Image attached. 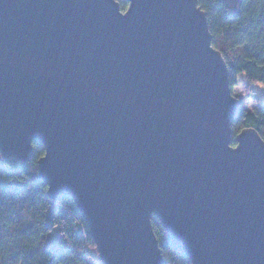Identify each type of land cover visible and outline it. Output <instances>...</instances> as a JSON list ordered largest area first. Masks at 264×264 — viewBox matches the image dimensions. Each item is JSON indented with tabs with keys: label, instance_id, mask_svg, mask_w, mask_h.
Returning <instances> with one entry per match:
<instances>
[{
	"label": "water",
	"instance_id": "obj_1",
	"mask_svg": "<svg viewBox=\"0 0 264 264\" xmlns=\"http://www.w3.org/2000/svg\"><path fill=\"white\" fill-rule=\"evenodd\" d=\"M0 0V155L71 198L101 264H264V141L197 0ZM236 145L233 147L232 142Z\"/></svg>",
	"mask_w": 264,
	"mask_h": 264
},
{
	"label": "trees",
	"instance_id": "obj_2",
	"mask_svg": "<svg viewBox=\"0 0 264 264\" xmlns=\"http://www.w3.org/2000/svg\"><path fill=\"white\" fill-rule=\"evenodd\" d=\"M115 2L121 11L127 9V1ZM197 4L205 13L211 45L227 64L231 91L244 74L247 81L242 88L252 99V109L244 108L233 118L232 139L251 128L264 141V104L251 91V84L264 86V0H197ZM33 150L30 162L24 164L0 155V264H101L71 198L52 202L46 194L37 178V160L44 149L34 142ZM151 223L163 264H190L154 217Z\"/></svg>",
	"mask_w": 264,
	"mask_h": 264
},
{
	"label": "rangeland",
	"instance_id": "obj_3",
	"mask_svg": "<svg viewBox=\"0 0 264 264\" xmlns=\"http://www.w3.org/2000/svg\"><path fill=\"white\" fill-rule=\"evenodd\" d=\"M125 13V11H121ZM223 57V56H222ZM238 84L237 86L232 88L231 95L235 97L241 104V107L243 109L245 108L246 110H251L252 109V99L248 100L246 94H249V90L247 88H242V84L246 83V77L244 74L238 76ZM251 88L254 92V96L257 101H259L261 104H264V86L259 83H254L251 84ZM93 255L97 258V253H96V247L92 249Z\"/></svg>",
	"mask_w": 264,
	"mask_h": 264
}]
</instances>
